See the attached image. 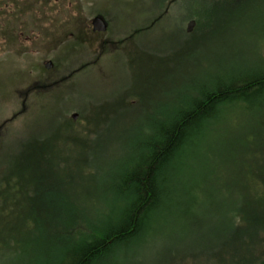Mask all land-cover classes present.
<instances>
[{
  "label": "rangeland",
  "instance_id": "rangeland-1",
  "mask_svg": "<svg viewBox=\"0 0 264 264\" xmlns=\"http://www.w3.org/2000/svg\"><path fill=\"white\" fill-rule=\"evenodd\" d=\"M260 72L264 0H0V173L42 137L32 153L59 150L52 167L70 178L49 181L54 208L35 212L48 217L10 264H59L116 226L133 200L124 176L159 127L203 91ZM250 100L216 114L209 144L166 171V208L93 264H215L239 249L226 235L240 172L251 176L252 149L264 166V96Z\"/></svg>",
  "mask_w": 264,
  "mask_h": 264
},
{
  "label": "trees",
  "instance_id": "trees-1",
  "mask_svg": "<svg viewBox=\"0 0 264 264\" xmlns=\"http://www.w3.org/2000/svg\"><path fill=\"white\" fill-rule=\"evenodd\" d=\"M262 96L264 72L247 75L203 91L202 97L194 99L189 108L162 124L156 138L146 143L148 151L137 167L124 176L127 195L133 196L128 213L116 226L93 230L80 246L65 253L59 264H93L124 240L143 232L152 214L166 208L163 202L169 194L165 185L166 171H176L180 159H187L197 148L209 144L211 128L221 118L216 114L222 113L224 106ZM252 136L256 140V136ZM41 138L24 141L15 157L8 161L5 172L0 173V264H10L23 255L25 246L44 225L48 215H44L41 222L35 212L53 210L55 204L49 200L53 191L49 181L57 178L61 183L70 179L63 169L54 172L52 167L51 160L59 158V150H45L41 157L32 153L33 146L46 144ZM252 151L256 154L250 159L251 176L245 180L242 176L246 170L240 172L236 188L239 196L233 201L234 228L226 235L227 240L238 242L239 249H228L221 256L230 258H221L223 260L215 264H264V166L259 164L263 151ZM29 219L33 224L31 230L26 228Z\"/></svg>",
  "mask_w": 264,
  "mask_h": 264
},
{
  "label": "water",
  "instance_id": "water-1",
  "mask_svg": "<svg viewBox=\"0 0 264 264\" xmlns=\"http://www.w3.org/2000/svg\"><path fill=\"white\" fill-rule=\"evenodd\" d=\"M92 25H93V30L98 31V32H105L107 30L108 24L103 17V15L98 14L92 19ZM53 66V62L49 60L46 64L47 68H51ZM74 118L77 117V114L73 115Z\"/></svg>",
  "mask_w": 264,
  "mask_h": 264
},
{
  "label": "flooded vegetation",
  "instance_id": "flooded-vegetation-1",
  "mask_svg": "<svg viewBox=\"0 0 264 264\" xmlns=\"http://www.w3.org/2000/svg\"><path fill=\"white\" fill-rule=\"evenodd\" d=\"M101 15H103V14H101ZM103 17L105 18V20H106V22H107V24H108V27H107V31H108V28H109V22H108V20L106 19V17L103 15ZM107 31H105V32H103V33H101V34H104V33H106Z\"/></svg>",
  "mask_w": 264,
  "mask_h": 264
}]
</instances>
